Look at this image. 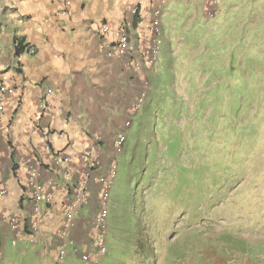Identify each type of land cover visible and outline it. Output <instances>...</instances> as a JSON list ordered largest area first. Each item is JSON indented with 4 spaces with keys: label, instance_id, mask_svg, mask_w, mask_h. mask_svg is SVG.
<instances>
[{
    "label": "rangeland",
    "instance_id": "obj_1",
    "mask_svg": "<svg viewBox=\"0 0 264 264\" xmlns=\"http://www.w3.org/2000/svg\"><path fill=\"white\" fill-rule=\"evenodd\" d=\"M189 9L160 18L155 76L112 150L95 264H264V0ZM8 229L0 218V264H62ZM65 248L63 264L96 254Z\"/></svg>",
    "mask_w": 264,
    "mask_h": 264
},
{
    "label": "crops",
    "instance_id": "obj_2",
    "mask_svg": "<svg viewBox=\"0 0 264 264\" xmlns=\"http://www.w3.org/2000/svg\"><path fill=\"white\" fill-rule=\"evenodd\" d=\"M63 1L0 0V85L12 91L0 119V184L8 188L0 202V218L16 216L29 224L32 205L24 188L25 157L33 153L42 162L41 182H58L57 173L46 167L45 144L54 151L69 152L76 163L85 137H97L101 166L91 174L87 204L80 208L69 235L74 247L81 249L90 246V223L98 202L97 177L113 164L114 141L126 130L125 123L135 118L131 115L133 105L155 76L154 66L142 58L156 43L151 23L154 12L160 11L162 19L169 8L181 7L211 18L217 2L164 0L162 5L163 0H73L65 15H57ZM137 1L141 2L139 14L132 17L129 11ZM102 22L110 27V41L116 40L122 29L127 32L125 56L109 58L99 50L95 26ZM14 39L25 49L18 56ZM28 46L35 49L34 55L27 54ZM132 60L139 68L130 64ZM47 91L50 112L38 116V102ZM35 120L39 129L29 137L26 131ZM77 168L81 172L80 164ZM62 197V192L55 194L37 238L43 251L60 244L54 231L61 218L58 204Z\"/></svg>",
    "mask_w": 264,
    "mask_h": 264
},
{
    "label": "built area",
    "instance_id": "obj_3",
    "mask_svg": "<svg viewBox=\"0 0 264 264\" xmlns=\"http://www.w3.org/2000/svg\"><path fill=\"white\" fill-rule=\"evenodd\" d=\"M73 0H64L63 6L56 11L57 15H65L67 9L70 8ZM214 5L217 0H210ZM161 4H165L163 0ZM141 2L137 1L131 10L129 15L136 17L139 14ZM161 12L155 11L152 19V27L154 29L155 41L158 42L159 25H160ZM96 31L99 34L98 48L107 57H123L127 54L129 49V36L123 29L119 31L116 40L110 41L107 35L110 31V27L107 23H99L95 26ZM156 43L150 48V50L142 55V58L148 65L154 66L157 61V45ZM28 55H34L35 49L33 47H26ZM134 67L139 68L136 60L130 62ZM11 90L7 87L0 85V119L4 112V105L8 95L11 94ZM50 94L49 91L44 93V96L38 102L37 113L39 115H47L50 112L51 105L46 100V97ZM141 100H137L133 105L132 113L136 112L140 106ZM126 122L125 125H127ZM39 129V125L35 120L31 128L26 131V134L31 137L36 134ZM61 136V135H60ZM86 143L79 153L77 164L73 163L72 155L65 150L54 151L49 145L45 144L44 149L48 155L46 167L55 171L59 176L60 181L48 180L41 182L39 180V167L42 166V162L33 154H29L22 160L24 168L25 192L28 194L32 205V215L29 224L26 225L19 217L7 216L2 217L1 222L5 224L12 232L18 237H24L31 244L37 243V238L43 226V222L48 215L50 208L53 206L54 197L57 192H62L63 197L58 204V210L61 213L60 222L57 228V238L60 240V244L54 247V257L60 263L65 262V250L68 245L74 246V243L70 239V231L74 227V221L80 208L85 206L88 201L89 195V181L91 174L94 170H97L101 166L99 145L100 139L97 137H85ZM124 139L118 136L113 144V150L117 153L123 146ZM80 164L81 172L78 171L77 165ZM114 175V163L110 166L106 173L100 174L97 177V184L99 186L97 211L90 223L89 231V243L87 248H81L82 250H88L92 248L95 251V255L91 256L85 251H82V260L95 264L99 257H102L105 253V219L107 215L106 205L108 201V194L112 187ZM8 195V188L0 184V202Z\"/></svg>",
    "mask_w": 264,
    "mask_h": 264
},
{
    "label": "trees",
    "instance_id": "obj_4",
    "mask_svg": "<svg viewBox=\"0 0 264 264\" xmlns=\"http://www.w3.org/2000/svg\"><path fill=\"white\" fill-rule=\"evenodd\" d=\"M13 47H14V54L16 56L22 54L23 51L25 50L24 47L22 46L21 42H19L16 39L13 40Z\"/></svg>",
    "mask_w": 264,
    "mask_h": 264
}]
</instances>
